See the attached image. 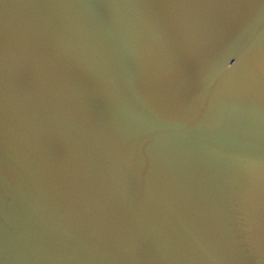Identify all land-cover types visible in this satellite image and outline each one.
<instances>
[{
    "label": "water",
    "instance_id": "1",
    "mask_svg": "<svg viewBox=\"0 0 264 264\" xmlns=\"http://www.w3.org/2000/svg\"><path fill=\"white\" fill-rule=\"evenodd\" d=\"M0 264H264V0H0Z\"/></svg>",
    "mask_w": 264,
    "mask_h": 264
}]
</instances>
